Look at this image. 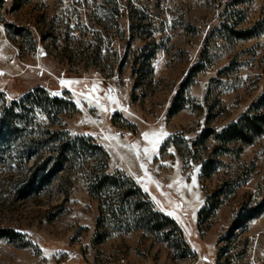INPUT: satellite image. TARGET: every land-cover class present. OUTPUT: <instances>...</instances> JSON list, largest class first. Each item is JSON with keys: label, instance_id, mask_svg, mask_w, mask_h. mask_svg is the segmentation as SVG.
Wrapping results in <instances>:
<instances>
[{"label": "rangeland", "instance_id": "374dc122", "mask_svg": "<svg viewBox=\"0 0 264 264\" xmlns=\"http://www.w3.org/2000/svg\"><path fill=\"white\" fill-rule=\"evenodd\" d=\"M36 89L75 109L26 101ZM263 90L264 0H0V112L23 108L0 139V231L15 234L0 264H264V134L225 147L204 135ZM74 137L181 236L141 228L135 199L100 217V157L54 152Z\"/></svg>", "mask_w": 264, "mask_h": 264}, {"label": "trees", "instance_id": "16d2710c", "mask_svg": "<svg viewBox=\"0 0 264 264\" xmlns=\"http://www.w3.org/2000/svg\"><path fill=\"white\" fill-rule=\"evenodd\" d=\"M14 3L20 2L21 0H13ZM235 35L239 39H247L252 37L250 31H241L236 32ZM199 66L195 68V71H198ZM184 86L181 87L183 89ZM26 101H31L32 103H37V105L43 107L48 112L49 107H57L60 114L63 107L69 106L72 110L75 109L74 105L71 102H67L64 99L58 97L50 96L46 91L42 89H36L32 92L26 94ZM23 108H18L16 103H12L10 107L4 106L0 112V139L3 142H6L9 137L14 133L12 121L16 118L22 116L20 111ZM180 108L172 107L168 113V116H172L179 111ZM25 111V109H24ZM23 111V112H24ZM5 128V130H4ZM4 131V132H3ZM213 136L214 140L217 141L221 146H229L231 144H240L241 146H247L253 143V141L264 134V90L259 99L236 121L231 124H228L225 128L219 132L211 131L205 132L204 135ZM60 133L55 134V136H60ZM80 151H90L95 156L100 157V168L98 172H95L91 178L89 185L90 194L101 202L100 217L103 216V213H111L115 211L113 208L112 197H118L121 200L120 203L134 200L133 205L136 207L138 214L136 215L135 222H137L141 228L148 230L149 232L160 233L169 227L176 229L180 236L181 231L179 230L177 224L166 217L160 212L152 211L151 203L149 201L141 202V200L146 199V194L142 189L135 184V182L128 176L123 173L116 172L115 175H109L106 173L108 165V155L107 153L97 145L92 138L84 137H74L67 139L65 138L64 142L55 148L54 152L62 158L65 154L79 153ZM115 193V194H114ZM113 195V196H112ZM103 206V207H102ZM131 205H129L130 207ZM104 208V209H103ZM263 208V206H262ZM263 209L254 207L251 210H248L249 215L247 219L256 218ZM204 209L201 210L198 214L201 217ZM99 219V226L101 223ZM7 235H15L12 231L2 230L0 231V237H5ZM102 241V240H100Z\"/></svg>", "mask_w": 264, "mask_h": 264}, {"label": "snow or ice", "instance_id": "6c2138e0", "mask_svg": "<svg viewBox=\"0 0 264 264\" xmlns=\"http://www.w3.org/2000/svg\"><path fill=\"white\" fill-rule=\"evenodd\" d=\"M148 133H143V136L145 137V138H147L148 137ZM160 135H167V133H161ZM158 141H153V144L155 145V143H157ZM145 152H147V149H145ZM193 183H195V181H193Z\"/></svg>", "mask_w": 264, "mask_h": 264}]
</instances>
